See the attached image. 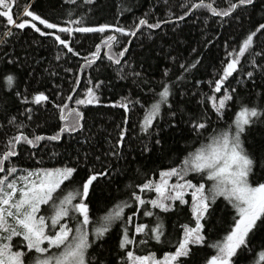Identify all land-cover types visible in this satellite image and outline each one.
<instances>
[{
  "label": "snow or ice",
  "instance_id": "obj_1",
  "mask_svg": "<svg viewBox=\"0 0 264 264\" xmlns=\"http://www.w3.org/2000/svg\"><path fill=\"white\" fill-rule=\"evenodd\" d=\"M62 2L77 6V0ZM95 3L96 0H82L79 7L87 5L91 10ZM14 6V0H0V21L4 28L0 45H6L15 36L13 30L30 29L59 46L56 60L68 54L80 57L83 64L79 68L83 71L93 69L99 59H106L116 79L132 77L143 81L147 90L141 88L143 94L137 93L136 98L123 96L105 105L122 109V121L117 125L114 139L105 138L107 148L103 156L76 148L75 155L69 153L59 166L18 169L12 159L18 157L21 145L37 149L42 142L63 143L66 137L69 143L65 147L69 149L73 143L81 147L91 144L85 132L87 110L89 106L101 104L98 93L104 81L89 75L81 94L77 87L81 76L77 73L68 94L58 91L56 96L60 101L54 102L46 90L37 88L28 92L26 87L21 90V81L14 71L0 73V128L14 130L11 135L5 133L4 146L0 149V264H197V251L207 243L208 232L215 226L213 218L218 198L231 206L233 219L222 238L208 245L214 254L202 259L200 264H243L242 256L252 250L251 240L257 234L264 240V181L251 182L257 170L264 172V87L240 98L239 90L226 82L229 78L238 79L233 74L241 68H244V78L253 84L257 76L264 80V46L259 51L254 47V38L264 36V22L253 25L237 46L226 52V60L221 62L216 78L207 82L208 93L195 91L202 87L200 80L192 81L191 89L188 87L186 74L200 62L198 48L191 49L197 53L195 63L166 54L169 63L162 68L157 65L158 79L143 75L144 66L151 67L149 61L158 59L154 46L147 48L142 53L143 60L138 61L143 71L134 68L126 54L130 52V38L144 29L151 39L154 30L163 31L162 26L185 22V18L192 19L197 13L204 16L205 22L209 17L219 19L221 26L229 22V17L242 23L250 17L238 16L237 10L255 8L256 0H224L223 7H218L216 0H183L177 5L180 14L173 11L169 0H163L167 18L154 19L156 13L149 11L129 27L110 23L84 26V15L72 19L71 9L61 25L31 10L30 4L17 16L12 11ZM152 8H157V4ZM74 33L99 34L100 39L94 44V50L80 56L70 43ZM121 37L128 38V42H123ZM6 56L7 65L23 67L19 57ZM242 58L249 67L244 66ZM45 72L48 69L36 76L38 82ZM28 76L33 77V72ZM49 105L53 111L48 119L59 122L56 130L50 135L37 134L35 130L27 132L32 124L36 128L48 126V119L41 123L37 120L48 115ZM230 108L234 109L231 115ZM209 113L218 122L224 121V126L213 128ZM134 114L137 116L134 127L139 132L138 155L142 159L147 160L156 152L167 157L171 149L163 133L175 131L181 125L186 126L181 131L203 138V142L183 158L177 156L169 166L151 169V176L148 170L142 172L137 168L136 174L143 178L126 186L132 189L127 199L114 203L93 220L90 205L96 186L102 179L111 184L125 173L121 162L129 165L138 162L132 155L136 149L127 140V125ZM226 116L228 120H224ZM256 130L259 131L252 136ZM81 169L85 176L77 182L76 174ZM65 182L72 185L71 190L62 188ZM148 193L154 196L148 197ZM42 206H47V213L42 211ZM182 208L186 209L187 220L178 222V229L173 226L179 236L172 247L159 257L152 251L137 254L138 246L165 242L169 234L163 214L171 215ZM140 215L152 218L151 224L140 222ZM116 222H119L118 253L113 257L105 249L104 241ZM250 264H264V246Z\"/></svg>",
  "mask_w": 264,
  "mask_h": 264
},
{
  "label": "trees",
  "instance_id": "obj_2",
  "mask_svg": "<svg viewBox=\"0 0 264 264\" xmlns=\"http://www.w3.org/2000/svg\"><path fill=\"white\" fill-rule=\"evenodd\" d=\"M183 0H169V4L173 6V11L180 14L181 10L177 7ZM82 0H77V6L63 3L62 0H14V7L12 9L15 15H19L25 7L31 5V10L37 12L42 17L49 19L52 22L63 25L64 21L68 19L67 12L71 9L73 11L72 19L76 16L84 15V26H97L102 23L119 24L122 27H129L145 12H155V18H167L166 13L163 10V0H96V3L89 10V6L84 5L82 8L79 5ZM157 4V8L153 9L152 5ZM218 7L224 6V0H216ZM131 8V11H123L121 9ZM238 16L250 17V19H244L242 23H237L232 17L227 18L228 23L221 26L219 19L209 17L205 22L204 16L197 13V16H193L192 19L185 18V22L176 21L173 24L162 26L163 31L160 29L154 30L151 39H148V30L144 29L143 33H138L135 37L130 38V52L126 54L131 60L132 66L138 71H143L138 66V61L143 60L142 53L149 47L154 46L155 52L159 53L158 59L149 61L151 67L145 65L146 71H143V75L148 79H158L157 65L161 68L163 65L168 64L169 61L165 58L166 54L172 56H178L180 60L188 59L195 63L197 53H193L191 49L193 47L199 49L200 62L190 74H186L189 84V89L192 88L191 82L194 80H200L202 87L195 89L200 93H208L209 85L208 81L216 78L217 71L221 68V62L226 60V52L232 51L237 46L238 42L243 39L244 34L253 27L257 22H264V0H256L255 8L249 7L248 9H239L236 13ZM196 20V23H193ZM151 22V20H150ZM40 26V25H38ZM73 27L75 25H72ZM42 27V26H40ZM3 21H0V35L3 34ZM15 36L9 40L6 45H0V73L7 71H14L19 80L21 81L20 88L23 90L25 87L28 92L33 89L46 90V94L50 96L54 102H59L60 97L56 96L59 91L62 95H67L71 88L74 86V76L79 73L81 81L78 87V92L83 93L85 86L88 84L89 75L93 79L99 78L104 81V87L101 89L100 99L101 104L96 106H89L87 110V123L85 132L91 138V144H85L83 147L79 143H73L72 147L66 148L65 145L69 143L67 137L63 143L59 142H42L37 146V149L29 148L27 145H21L18 148L19 155L12 159V163L17 166L18 169H33L38 167H54L59 166L61 162L67 159L69 153L75 155L74 149L80 148L81 151H90L95 155L103 156L108 140L114 139L117 132V125L122 121V109L112 108L108 105L109 102L118 101L123 96H130L136 98L137 93H140V89L147 90V86L143 81L134 80L132 77H128L125 80H118L115 78V73L111 68H108V61L106 59H99L96 66L93 69L80 70L79 66L83 64V60L80 57H73L71 54L67 56L62 55L60 60H56L57 54H60L59 46L47 37H41L38 33L25 29L23 31L13 30ZM63 35V34H62ZM118 35V34H117ZM100 35L92 33H74L70 40L75 50L79 51L80 56H86L90 50H94V44L99 42ZM255 39V45L257 51L260 47L264 46V36H260ZM123 42H128V38L121 37ZM211 41V43H207ZM207 43V47L204 45ZM141 45L144 47L142 48ZM118 50L114 49V51ZM66 52V50H63ZM6 54H13V58L19 57L23 62V67L17 69L14 66L6 64ZM251 58V53L247 54ZM103 56V52L101 53ZM258 59V58H257ZM39 61V63H37ZM245 67H249L246 61L243 60ZM71 68L72 72H66L65 69ZM44 69H48V72L43 74V78L38 82L36 76L40 75ZM33 72V77H29L28 73ZM244 68H241L239 73H234V76H238V79H231L226 83H229L231 87H235L240 92V98H246L250 92H258L264 87V80H261L259 76L256 77L255 84L252 81L244 78ZM50 73H54L51 74ZM26 82V83H25ZM139 85V86H137ZM141 95L143 93H140ZM73 95H76L73 93ZM71 106V105H70ZM192 107V106H190ZM49 112L47 116L41 117L37 120V123H41L43 119H48L53 109L48 106ZM193 110L195 108L193 107ZM234 109L230 108L229 115ZM213 122V128H219L224 126V121H217L216 116L209 113ZM137 116L134 114L132 120L127 125V140L130 142V147L136 149L132 152L137 158L136 163L127 164V162H121L120 167L126 168L125 173L118 175L115 181L108 184L103 179L98 184L92 194L91 210L93 220L97 216L102 215L104 210L111 207L114 203L127 199L131 188L126 187L128 184H135L140 182L143 178L136 174V169L139 168L143 172L148 170L149 176L152 175L150 171L153 168L159 169L161 167H167L171 164L172 160H175L177 156L183 158L188 151L193 150L203 142V138H196L194 135H188L186 132L181 131L185 129V125H181L179 129L172 131L166 130L163 135L167 141V147L171 149L168 156L165 157L162 153L156 152L152 157L145 160L139 157V141L136 139L139 135L138 127H134V123ZM229 116H226L224 120H228ZM58 120L48 119V126L36 128L35 124L29 126L26 129L27 132L35 130L37 134L50 135L56 130ZM163 126V125H161ZM11 128H0V149L3 148L7 135L13 134ZM212 131V128L209 129ZM254 131L252 136L256 135ZM207 135V134H205ZM251 142V140L249 141ZM131 160V156L129 157ZM115 163V161H113ZM99 167V165H97ZM19 173V172H18ZM17 173V174H18ZM85 176L83 169L79 170L76 174V181L78 182ZM257 180L264 181V172L259 170L251 178V182L255 183ZM195 182V181H194ZM72 185H62L65 190H71ZM59 191V190H58ZM154 196V193H148V197ZM190 199V197H186ZM42 211L47 213V206H42ZM126 212L129 210L126 209ZM233 210L231 206L227 205L223 198H218L216 206V213L213 218L214 227H211L206 237L207 243L197 251V264H200L202 259L214 254V250L208 245L222 238V236L228 230L230 223L233 219ZM165 215V223L167 226V232L165 242L163 244H156L150 242L146 246H138L135 250L137 254H146L148 251H152L161 256L164 251L169 250L172 244L178 239L179 231L174 230L173 226L176 225L178 229V222L183 223L187 220L186 209H180L171 215ZM140 222L151 224L149 217L139 216ZM118 240H119V222H116L110 233L107 235L104 241V247L107 251H110L113 257L118 253ZM264 246V240L261 235L257 234L251 242V251L246 252L242 256L243 264H250V262L256 257V254ZM174 250V249H173Z\"/></svg>",
  "mask_w": 264,
  "mask_h": 264
},
{
  "label": "rangeland",
  "instance_id": "obj_3",
  "mask_svg": "<svg viewBox=\"0 0 264 264\" xmlns=\"http://www.w3.org/2000/svg\"><path fill=\"white\" fill-rule=\"evenodd\" d=\"M20 173H18L17 175H19Z\"/></svg>",
  "mask_w": 264,
  "mask_h": 264
}]
</instances>
